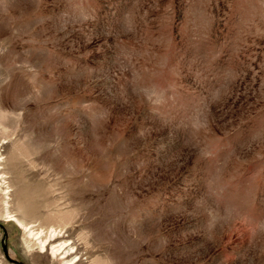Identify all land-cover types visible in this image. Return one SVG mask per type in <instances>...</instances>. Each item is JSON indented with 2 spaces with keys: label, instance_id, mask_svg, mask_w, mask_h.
<instances>
[{
  "label": "rangeland",
  "instance_id": "rangeland-1",
  "mask_svg": "<svg viewBox=\"0 0 264 264\" xmlns=\"http://www.w3.org/2000/svg\"><path fill=\"white\" fill-rule=\"evenodd\" d=\"M0 160V264H264V0H0Z\"/></svg>",
  "mask_w": 264,
  "mask_h": 264
},
{
  "label": "bare ground",
  "instance_id": "bare-ground-1",
  "mask_svg": "<svg viewBox=\"0 0 264 264\" xmlns=\"http://www.w3.org/2000/svg\"><path fill=\"white\" fill-rule=\"evenodd\" d=\"M0 174L2 175V173ZM3 193L7 194L8 192L4 191ZM3 199H8V197L6 196ZM5 213L7 221H14L22 227L24 232L23 236L26 243L28 242V244H36L39 248V252H46L47 250H49V252L53 256L61 254V257L58 261L59 264H90L88 262V254L85 253L81 248L77 246L75 247L72 242L65 243L62 241L60 244L57 245L51 244V241L53 239L61 237V235L59 234L60 231H56L54 228H49L46 231L39 229L38 227V229H32L31 225H26L22 220L18 219V217H14V215H9V212L7 211ZM28 244L26 245L28 246ZM72 253H74V255H72ZM2 256L6 260L5 255L2 254Z\"/></svg>",
  "mask_w": 264,
  "mask_h": 264
},
{
  "label": "water",
  "instance_id": "water-1",
  "mask_svg": "<svg viewBox=\"0 0 264 264\" xmlns=\"http://www.w3.org/2000/svg\"><path fill=\"white\" fill-rule=\"evenodd\" d=\"M3 235H5L4 230H3ZM4 237L1 240V246H2L3 254L5 255L6 260L11 262V263H14V264H23L21 262L14 261L11 257H9L8 252H7L6 247L4 245V242H3L4 241Z\"/></svg>",
  "mask_w": 264,
  "mask_h": 264
}]
</instances>
